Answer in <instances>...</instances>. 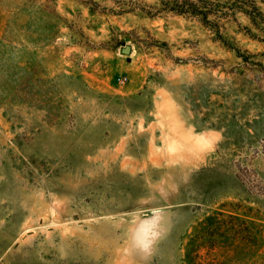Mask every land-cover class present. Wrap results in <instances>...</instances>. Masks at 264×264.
Here are the masks:
<instances>
[{
  "label": "rangeland",
  "instance_id": "1",
  "mask_svg": "<svg viewBox=\"0 0 264 264\" xmlns=\"http://www.w3.org/2000/svg\"><path fill=\"white\" fill-rule=\"evenodd\" d=\"M166 1L0 0V264H264V35Z\"/></svg>",
  "mask_w": 264,
  "mask_h": 264
},
{
  "label": "trees",
  "instance_id": "2",
  "mask_svg": "<svg viewBox=\"0 0 264 264\" xmlns=\"http://www.w3.org/2000/svg\"><path fill=\"white\" fill-rule=\"evenodd\" d=\"M264 5V0H259ZM162 10L170 11L178 15L196 17L205 25L213 24L217 28V23L209 21V16L215 19L234 16L235 12H240L247 17L250 23L264 35V10L257 7L256 0H232L227 4V11H223V6L213 4L206 0H179L174 3L166 1ZM222 7V8H221ZM218 32V31H216ZM219 37L220 35L217 34ZM220 38V37H219Z\"/></svg>",
  "mask_w": 264,
  "mask_h": 264
},
{
  "label": "clouds",
  "instance_id": "3",
  "mask_svg": "<svg viewBox=\"0 0 264 264\" xmlns=\"http://www.w3.org/2000/svg\"><path fill=\"white\" fill-rule=\"evenodd\" d=\"M130 216L124 251L136 253L147 262L164 234L163 214L154 213L147 220L141 219L136 212Z\"/></svg>",
  "mask_w": 264,
  "mask_h": 264
},
{
  "label": "water",
  "instance_id": "4",
  "mask_svg": "<svg viewBox=\"0 0 264 264\" xmlns=\"http://www.w3.org/2000/svg\"><path fill=\"white\" fill-rule=\"evenodd\" d=\"M130 49L128 47H126L125 49H123V53H129Z\"/></svg>",
  "mask_w": 264,
  "mask_h": 264
}]
</instances>
